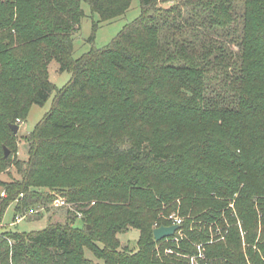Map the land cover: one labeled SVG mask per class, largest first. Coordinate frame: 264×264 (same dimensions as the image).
I'll return each instance as SVG.
<instances>
[{
	"label": "trees",
	"instance_id": "obj_1",
	"mask_svg": "<svg viewBox=\"0 0 264 264\" xmlns=\"http://www.w3.org/2000/svg\"><path fill=\"white\" fill-rule=\"evenodd\" d=\"M82 1L104 20L132 0ZM169 1L177 4L140 0L137 19L72 60L79 0H0V172L14 167L20 176L3 185L0 222L12 203L15 215L33 208L26 220L42 217L54 196L40 188L71 173L87 176L57 193L88 222L82 230H0V264H99L83 249L101 264H186L164 255L166 243L156 251L165 240L152 234L163 206L177 200L192 221L176 231L174 252L197 255L201 245L199 264H264V0H241L236 58L223 39L229 0ZM51 59L71 79L25 139L20 161L9 126L50 98ZM128 228L139 232L133 252L116 239Z\"/></svg>",
	"mask_w": 264,
	"mask_h": 264
},
{
	"label": "rangeland",
	"instance_id": "obj_2",
	"mask_svg": "<svg viewBox=\"0 0 264 264\" xmlns=\"http://www.w3.org/2000/svg\"><path fill=\"white\" fill-rule=\"evenodd\" d=\"M175 3L176 2L173 1L162 2V0H158L157 5L162 9H170L177 4ZM181 3L182 2H178V5H181ZM241 5V0H229V8L227 10V13L233 20L231 21V23H229V25H227V27L230 28V36L223 38L227 42L226 43L224 41L226 51H232L234 58H236L237 54H239L240 52V47L236 44L233 35L234 31L238 34H240L241 32V15L243 12ZM79 7L83 11V17L80 20L79 28H76L72 36L70 54V58L72 60L79 59L84 54L89 53L93 49H101L106 46L128 23L137 19L142 12L140 0L130 1V3L122 10L121 14L111 19L104 20H102L97 13L93 12L91 8L82 0H79ZM185 11V8H183L180 12L183 17L186 16ZM93 24H95L97 27L94 31V38L90 40ZM46 70L48 75V81L50 82V84H52L53 88L50 98L42 106L31 105L26 120L20 121V123L15 124L18 126L17 135L19 136L17 145L18 152L15 154V157H17V159L20 161H26L28 158L27 143L25 142V139L28 137L29 133L32 131L34 126L43 118L44 114L52 107L53 100L62 93V87L65 86L71 79V74L69 73V71H60V64L55 59H51L50 61H48ZM86 176L87 174L79 173L60 175L55 181L54 186H42L40 189L42 191H49L50 193H55V195H59L57 191H67L66 189L61 188L59 186L76 184V182L73 181L76 177L83 178ZM19 180L20 176L18 175L14 167L2 173L0 172V189H3L4 184L11 185V182ZM76 204H72L73 206L71 207H53L49 209L47 208V211L43 212L42 217H30L29 221L26 220V218H28L26 217L23 221L13 225L12 222L15 215V211L14 203H12L10 206H8L1 219L0 230L30 233L31 231L41 230L49 224H73L75 228L82 230L88 222H86L82 213H79L78 208H76ZM91 205L92 204L90 203V205H87V207L85 206L84 209L88 208ZM174 206L176 207L174 208ZM229 208L231 210L234 209L233 201H230ZM158 219L160 222H155L153 224V229L161 225L171 226L173 224L182 227L183 224H186V221H188V219L189 221H192L190 220L189 215H181V204L178 200L171 203L170 205H164L159 213ZM192 224L193 222H190L189 226H191ZM213 225L216 227V224L214 223H210L209 227H212ZM192 229L190 228V230ZM193 230H195V228ZM241 235H243V233H241ZM181 236L182 235L177 232L174 238L165 240V242L162 244H156V251H160L161 245L166 243L168 244V246L162 249V252L165 256L174 255V257L176 258H182L183 260H185L186 264H199V260H203V250L201 245L196 246L197 255H180L174 252L173 249L178 248ZM215 236L216 235H214L213 237ZM138 237L139 232L133 228H128L124 232L116 235V239L119 241L120 247H124L131 252L135 251L137 248L136 242L138 240ZM97 245L101 247L100 244ZM82 255L84 258L88 259L89 261L91 260L93 263H102V261L93 256L92 252L89 249H83Z\"/></svg>",
	"mask_w": 264,
	"mask_h": 264
},
{
	"label": "built area",
	"instance_id": "obj_3",
	"mask_svg": "<svg viewBox=\"0 0 264 264\" xmlns=\"http://www.w3.org/2000/svg\"><path fill=\"white\" fill-rule=\"evenodd\" d=\"M52 195L54 196L52 203H51V207H71L73 206L72 203H69L66 201V199L60 195H55V193H52ZM6 197V191L4 189H0V199H3ZM93 204V203H92ZM38 212V210L30 208L27 211H24L22 214H17L14 216V221L12 222L13 225L23 221L26 217H28L29 215H32L34 213ZM176 225V224H173ZM1 227V225H0Z\"/></svg>",
	"mask_w": 264,
	"mask_h": 264
},
{
	"label": "water",
	"instance_id": "obj_4",
	"mask_svg": "<svg viewBox=\"0 0 264 264\" xmlns=\"http://www.w3.org/2000/svg\"><path fill=\"white\" fill-rule=\"evenodd\" d=\"M9 127L14 134H17L18 132L17 125L12 124ZM8 155H9L8 150L4 148V157H7ZM179 228H180L179 225H171V226L161 225L153 229L152 234H153L154 241L159 242V241L166 240V239L173 237Z\"/></svg>",
	"mask_w": 264,
	"mask_h": 264
}]
</instances>
